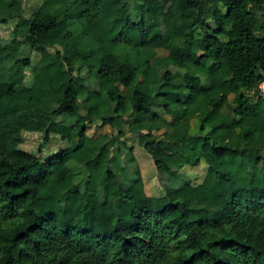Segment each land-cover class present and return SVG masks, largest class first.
Segmentation results:
<instances>
[{
  "label": "trees",
  "instance_id": "trees-1",
  "mask_svg": "<svg viewBox=\"0 0 264 264\" xmlns=\"http://www.w3.org/2000/svg\"><path fill=\"white\" fill-rule=\"evenodd\" d=\"M23 1L0 0V264H264V0ZM26 131L68 145L41 160ZM128 133L162 196L121 182Z\"/></svg>",
  "mask_w": 264,
  "mask_h": 264
},
{
  "label": "rangeland",
  "instance_id": "rangeland-1",
  "mask_svg": "<svg viewBox=\"0 0 264 264\" xmlns=\"http://www.w3.org/2000/svg\"><path fill=\"white\" fill-rule=\"evenodd\" d=\"M41 0H24L22 13L25 17L29 16L33 11L37 9ZM13 22L7 24H0V37L3 39L9 38ZM159 53H164L162 50H158ZM31 58V65L27 66L24 73V83L30 85L32 82L33 72L32 66L39 59V53L31 51L29 53ZM172 70H176V67L171 66ZM183 71V69H181ZM232 97H230V100ZM59 120L62 118L59 117ZM197 120L193 119L191 122L192 131L196 132ZM23 142L20 148L26 151L34 152L41 160H45L52 153H55L60 148H64L68 145L67 141L62 140L58 134L52 133L49 137L47 144H43L42 132H23ZM30 133V134H29ZM87 133L91 137H98L101 134L115 135L116 130L109 125L102 126L100 122H94L89 124ZM125 142L120 151L117 152L116 167L118 168L117 174L121 178L122 183L128 182L132 174L138 170L144 184V191L149 196H162L165 193L164 187L161 184L162 178L158 174L151 157L140 146L138 139L135 135L128 133L125 137ZM131 147V151L128 150ZM115 148V147H114ZM110 155L116 153L115 149H110ZM112 165V164H111ZM75 171V177L79 183L84 180L85 175L82 170L75 168V165L71 164ZM206 163L201 161L196 166H184L178 173L181 175L177 178H173L171 182H175V185H179L181 182L190 181L192 184L200 183L206 173ZM115 169V168H114ZM166 179V177L164 176ZM168 182V180H166ZM172 184V183H171Z\"/></svg>",
  "mask_w": 264,
  "mask_h": 264
},
{
  "label": "crops",
  "instance_id": "crops-1",
  "mask_svg": "<svg viewBox=\"0 0 264 264\" xmlns=\"http://www.w3.org/2000/svg\"><path fill=\"white\" fill-rule=\"evenodd\" d=\"M38 1H39V0H38ZM23 2H24V1H23ZM41 3H42V0H41ZM41 3L39 2V6L41 5ZM39 6H38V7H39ZM38 7H37V8H38ZM22 10H23V3H22ZM36 10H37V9H36ZM22 14H23V13H22ZM23 16H24V15H23ZM27 17H29V16H27ZM13 21H15V20H9L8 22H13ZM14 25H15V23H13V26H14ZM13 26H12V27H13ZM11 31H12V30H11ZM7 39H8V37H7ZM160 54H163V53H160ZM39 58H40V56H39ZM38 60H39V59H38ZM38 60H37V61H38ZM23 74H24V73H23ZM32 81H33V77H32ZM24 82H25V81H24ZM31 83H32V82H31ZM26 85H27V84H26ZM30 85H31V84H30ZM28 86H29V85H28ZM29 134H30V133H29ZM87 134H88V133H87ZM23 135H24V133H23ZM21 144H22V143H21ZM21 144H20V145H21ZM65 147H66V146H65Z\"/></svg>",
  "mask_w": 264,
  "mask_h": 264
},
{
  "label": "built area",
  "instance_id": "built-area-1",
  "mask_svg": "<svg viewBox=\"0 0 264 264\" xmlns=\"http://www.w3.org/2000/svg\"><path fill=\"white\" fill-rule=\"evenodd\" d=\"M259 89L264 94V82L259 84Z\"/></svg>",
  "mask_w": 264,
  "mask_h": 264
}]
</instances>
